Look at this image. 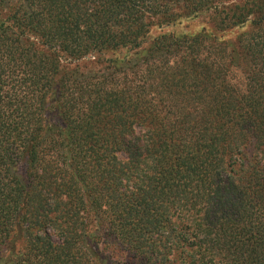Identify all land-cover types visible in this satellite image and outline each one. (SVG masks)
Masks as SVG:
<instances>
[{
	"label": "trees",
	"instance_id": "16d2710c",
	"mask_svg": "<svg viewBox=\"0 0 264 264\" xmlns=\"http://www.w3.org/2000/svg\"><path fill=\"white\" fill-rule=\"evenodd\" d=\"M0 264H264V0H0Z\"/></svg>",
	"mask_w": 264,
	"mask_h": 264
},
{
	"label": "rangeland",
	"instance_id": "374dc122",
	"mask_svg": "<svg viewBox=\"0 0 264 264\" xmlns=\"http://www.w3.org/2000/svg\"><path fill=\"white\" fill-rule=\"evenodd\" d=\"M183 24L179 25V27H182V32H196L200 30V27L205 24V21L203 19H200V16H198L196 19H188L185 21H182ZM164 27L163 29H165ZM240 78H241V74ZM239 77H237L238 81L240 80ZM119 158H124L123 155H119ZM18 172L20 176H25V165L24 163H20L18 166Z\"/></svg>",
	"mask_w": 264,
	"mask_h": 264
}]
</instances>
